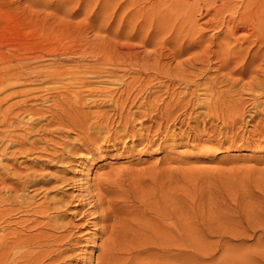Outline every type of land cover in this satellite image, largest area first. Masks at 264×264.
Listing matches in <instances>:
<instances>
[{
  "label": "rangeland",
  "instance_id": "rangeland-1",
  "mask_svg": "<svg viewBox=\"0 0 264 264\" xmlns=\"http://www.w3.org/2000/svg\"><path fill=\"white\" fill-rule=\"evenodd\" d=\"M160 2L0 0V77L10 65L25 75L30 67L21 61H32L46 44L51 48L52 41L59 53L66 52L60 57L62 65L71 63L67 61L70 57L80 58V64L91 62L89 45L95 47L99 42L107 58L133 59L136 54L138 59L146 58L145 64L140 61L134 67L106 66L114 75L125 74L128 81L132 75L137 79L133 93L126 89L119 97L122 109L86 102L81 115L67 116L64 107L59 108L65 106L64 96H59L58 106L52 99L62 89L52 88L49 82L28 81L20 75L0 86V99L6 97L0 103V121L8 120L0 123V264H264V96L256 99L259 115L248 121V111L254 108L242 84L251 80V74L240 79L228 71V65L236 64L230 60L224 66L221 53L220 58L210 60L198 56L204 51L202 45H213L223 37L217 39L220 29L207 26L209 18L213 19L212 10L202 8L192 15L197 18L193 24L197 32L188 29L190 34L184 38L199 43L198 47L194 43L191 50L180 49L182 55H173L169 28L178 27L174 11L184 7L175 9L170 0L163 6ZM168 5L173 6L169 16L157 20L158 10L163 12ZM159 22L169 24L162 28ZM237 32L240 36L229 37L231 46L240 45L247 33ZM215 47L212 51L219 52ZM69 48L78 53L70 55ZM137 58L130 60L132 65ZM154 58H160L161 68L153 64ZM191 58L194 66H187L191 82L202 84L211 79L214 91H229L232 85L222 81L221 74L240 79L229 95L232 100L248 101L243 122L231 123L230 110L223 107L225 112L219 117L227 121L207 119L199 112L201 108L194 103L204 94L192 83L182 84L177 74L182 68L177 61ZM49 59L39 58L35 64ZM110 87L117 92L122 88L118 84ZM233 89L240 96H234ZM28 109L37 113L30 117ZM103 110L108 118L92 117L94 111ZM82 112L90 115L88 121H81ZM154 231L158 232L156 239Z\"/></svg>",
  "mask_w": 264,
  "mask_h": 264
},
{
  "label": "bare ground",
  "instance_id": "bare-ground-1",
  "mask_svg": "<svg viewBox=\"0 0 264 264\" xmlns=\"http://www.w3.org/2000/svg\"><path fill=\"white\" fill-rule=\"evenodd\" d=\"M158 1V0H157ZM169 1V0H168ZM170 1H173L174 3V8L175 6H181V7H184L183 10L181 11H174V20L177 24L178 27H174L173 25H170V26H173L174 27V31L172 29L169 28V31H171V33H173V40L171 41L173 44H171V46L173 45V55H178L180 49H182V51H184L183 49L186 48H190L195 42H192L194 40H187V38L185 39L184 37H186L187 35L189 36V30H194V25H195V19L194 17H192L193 13L194 15H196L197 11L200 12V9H204V11H210L212 10L213 11V16H211L213 19L209 18V28L215 26L217 27L218 29H220V32L217 34L216 38L218 39L220 35H222L223 37L218 39V42L215 43V42H212L213 45H209L207 44V46H201L202 48H204V51L203 49H201L200 52L201 54L198 55V56H201L202 58H204L205 60H210V58L213 56L215 58H220V53L222 54L223 58H224V63L223 65L225 66L226 63H229L230 60L231 62H235V66L230 68L229 65H228V71L232 72V73H235L236 75L240 76L239 78L242 79L247 73L251 74L250 76H247L248 79L250 77V81L246 82V83H243L242 84V87L245 88L246 90H248V93L249 95L251 94L252 97H249V106L250 108H254V110L251 111L249 110L248 112V116L249 119H247L248 121H254L252 120L254 117L257 116V114L259 113L257 110V107L259 105V103L257 104L256 103V99L258 98V96H264V0H170ZM118 2V1H117ZM135 2V1H134ZM166 2L167 0H161L160 2V5L163 6V5H166ZM159 3V2H158ZM168 3V2H167ZM120 5V4H119ZM158 5V4H157ZM165 7V6H164ZM167 7V8H166ZM166 10H164L162 12L161 9L158 10L159 12V16L157 18L160 19L161 16H166V14H168L169 16V13L168 12H171L172 9L170 7L173 8V6L171 5H168L166 6ZM176 9V8H175ZM114 10V9H113ZM196 13V14H195ZM114 14V13H113ZM199 14V13H198ZM194 18V19H193ZM211 19V20H210ZM150 21L153 20V18H150L149 19ZM171 20H169L170 22ZM145 23V22H144ZM161 24V27L164 28V26L167 25L168 22H165V25L164 23L162 24L161 22H159ZM172 23V22H171ZM146 25H151L152 22L150 23H145ZM169 24V23H168ZM174 24V23H173ZM194 24V25H193ZM197 24V23H196ZM205 24V23H204ZM146 25H142L143 27L146 26ZM164 25V26H163ZM175 25V26H176ZM206 25V24H205ZM211 25V27H210ZM140 28V27H139ZM142 28V27H141ZM158 28V27H157ZM184 29L181 30V29ZM214 28V27H213ZM189 29V30H188ZM197 29V28H196ZM215 29V28H214ZM139 30V29H138ZM137 30V31H138ZM198 30V29H197ZM200 30V29H199ZM203 30V29H202ZM202 30H200L201 32H203ZM241 30H245L246 34L244 36H242L243 38L241 39L242 42L240 45H235V46H231L230 45V42H229V37L230 36H240L238 35L239 33L237 31H241ZM181 31L184 33V35H180L181 34ZM196 31V30H195ZM36 32V31H35ZM192 32V31H191ZM197 32V31H196ZM238 34H237V33ZM46 33V32H45ZM236 33V34H235ZM44 34V33H43ZM137 34V33H136ZM193 34V33H192ZM197 34V33H196ZM195 34V35H196ZM204 34V33H203ZM235 34V35H234ZM244 34V33H243ZM119 35V34H118ZM171 35V36H172ZM202 35V34H201ZM192 36V35H190ZM198 36V35H197ZM196 37V36H195ZM194 37V38H195ZM202 37V36H201ZM212 37V36H211ZM210 37V38H211ZM221 37V36H220ZM190 38H193V37H190ZM199 36H198V39L195 38V40H199ZM129 39V38H127ZM212 39V38H211ZM209 39V40H211ZM55 40V39H54ZM148 40V39H147ZM208 40V39H207ZM240 40V38H239ZM50 41V40H49ZM59 41V40H57ZM145 41V40H144ZM187 41L188 42V45L186 44V46L184 47V43H187L185 42ZM200 41V40H199ZM197 41V43L199 42ZM214 41V40H213ZM146 42V41H145ZM179 42V43H178ZM207 42V41H206ZM205 42V44H206ZM235 42V41H234ZM240 42V41H239ZM59 43V42H58ZM85 43V42H84ZM107 43V42H106ZM178 43V46L177 48L175 47V44ZM209 43V42H208ZM211 43V42H210ZM236 43V42H235ZM234 43V44H235ZM49 44V43H48ZM105 44V43H104ZM145 44V43H143ZM199 44V43H198ZM197 44V45H198ZM237 44V43H236ZM246 44V45H244ZM47 45V44H46ZM45 45V46H46ZM51 45L52 47H43L41 50V52H38L37 54H34L33 57H31L32 61H21V64L22 66H28L30 68H28L29 71L26 72L25 75H23V73L18 70V68L15 70V67H13L12 65H10V68H7L5 71L6 73H4L5 75H3L2 77H0V86L6 84L7 80L9 81L10 80H13L15 78H18L19 79V76L20 75H23L25 76V78H28V81L29 79H32V78H35L36 79H40L42 80L43 82H49L52 84V88H58L57 90H60L61 91H58L56 95H54L52 97V99L55 101V104L56 102H58V104H60V98L59 96H64L65 100H63L64 102V105L65 106H61L60 104V107L61 108L60 110H62V107L63 110L65 111V113H67V116L68 114L71 116L72 114L74 115H78L77 112H79V114L81 115V110H82V107L85 105L86 106V102H88V104H91L92 105H97L98 102H100L101 104H104L106 106H110V105H115L117 106L118 105V101H119V97L122 96L124 94V91L126 90L127 93L131 92L133 93L132 89L134 88L133 87V83H134V80H137L134 78V76L132 75L131 79L128 81L127 78H126V75L125 74H120V75H114L112 71L108 70V68H106V66H109V65H112L113 67L114 66H117V65H129V66H136L138 63H140V61L145 64L146 63V58L145 59H138L137 58V55L134 56V58H137V61L135 59V63L132 65V61H130L132 58L130 57V54L128 55L129 58L131 59H124L122 58L123 60H119V58H116V57H112L111 58H107L108 57V54H107V50L104 48L103 46V42H99L97 44H95V47L94 45H89L88 43H86V45H89L90 46V49H91V62L89 63H84V64H80V58L77 60L75 58H69L67 59V61L71 62L69 64H65V65H62L61 64V61L63 60V58H60L61 55H64L63 53H66L65 51H62V52H58V48L57 47V44H55V41H52L51 42ZM128 45V44H127ZM196 45V43L194 44ZM196 45V46H197ZM214 45H217L219 47V52L218 51H212L215 47ZM244 45V46H243ZM15 46V45H14ZM27 46V45H25ZM24 46V47H25ZM216 46V47H217ZM2 47V45H1ZM88 47V46H87ZM193 47V46H192ZM198 47V46H197ZM215 47V49H216ZM218 47L216 50H218ZM3 48V47H2ZM71 48V47H70ZM68 49L66 50L67 53H70V55L72 54H77L78 51H75V50H72V49ZM213 48V49H212ZM1 49V48H0ZM6 49V48H5ZM31 49V47H30ZM86 49V48H85ZM92 49H95V52L94 50ZM194 49V48H192ZM11 50V49H9ZM14 50V49H13ZM45 50V51H44ZM191 50V48H190ZM197 50V49H196ZM16 51V50H15ZM30 50H28L29 52ZM60 51V50H59ZM109 51V50H108ZM181 51V52H182ZM181 52L179 54H181ZM34 53V52H33ZM81 53V52H80ZM89 53V52H88ZM110 53V52H109ZM130 53V52H129ZM132 53V52H131ZM135 53V51L133 52ZM138 53V52H137ZM171 53V52H170ZM187 53H189L187 51ZM216 53V54H214ZM218 53V54H217ZM1 54V52H0ZM7 54V53H5ZM14 54V53H13ZM19 54V53H18ZM23 54V53H22ZM82 54V53H81ZM161 54V53H160ZM184 54V53H183ZM212 54V55H211ZM21 55V54H20ZM33 55V54H32ZM163 55V54H162ZM182 55V54H181ZM2 56V55H1ZM6 56V55H5ZM147 56V55H146ZM160 56V55H159ZM172 56V54H171ZM180 56V55H179ZM12 57H16L15 56H12ZM25 57H30V56H25ZM25 57H22V58H25ZM173 57V56H172ZM201 57H197L196 58H199L201 59ZM2 58V57H1ZM11 58V57H10ZM9 58V59H10ZM21 58V59H22ZM39 58H51L49 59L50 61L44 63V64H41V65H37L35 63H38V59ZM83 58V57H82ZM81 58V60H82ZM133 58V59H134ZM175 58V57H173ZM178 58V57H177ZM195 58V56L193 57V59ZM250 58V59H249ZM132 59V60H133ZM155 60H153V64L155 62L156 63V67L157 68H161V66H159V59L160 58H154ZM192 58L191 59H186L185 61H182V63H176L177 66H179L181 68V65H182V68L179 72H177L178 76L180 77L179 80L180 82H182V84H186V86H188L190 83H192L194 86H195V89L196 90H200L199 92H201V94H204V98H201V99H198L196 97V100L198 102L194 103L198 108H201L199 110V112H201L202 114H204L207 118V116L209 117H216L217 118H220L219 117V114H221L223 112V110L226 108L227 110H230V112H228V118L230 119L231 123L235 124L237 122L241 123L243 122L244 119H242L243 115H244V105H246V102L248 101H244L243 99H239L236 101V100H232L231 98V95H229V92H231V88H233V86L236 85L237 87V83L240 82L237 78V76L235 78L237 79H232L230 80L232 77H229L228 75H225V76H222L224 74H221V77L219 78H223L220 79L222 81H226V82H229L232 86L230 88L229 91H223V90H219V91H214V86H215V83L210 80L208 81H205L204 83L202 84H199L197 82H191L189 79H188V73H187V66H190V64L193 65V63L190 61V60H193ZM196 60V59H195ZM194 60V61H195ZM213 60V59H211ZM9 61V60H8ZM7 61V62H8ZM193 61V62H194ZM29 62V63H27ZM40 62V61H39ZM161 62V61H160ZM176 62V60H175ZM201 63V61H198ZM202 62H204L202 60ZM222 62V61H221ZM221 62L219 64H221ZM18 63V62H17ZM66 63V62H65ZM137 63V64H136ZM197 63V61H196ZM212 63V62H211ZM175 64V63H174ZM206 64V63H205ZM208 64V63H207ZM231 64V63H230ZM234 64V63H233ZM199 66V63L196 64ZM211 65V64H210ZM227 65V64H226ZM256 65V66H254ZM32 66V67H31ZM138 66V65H137ZM144 66V65H143ZM208 66V65H207ZM252 66H254L252 68ZM13 67V68H12ZM18 67V66H17ZM21 67V66H20ZM142 67V66H141ZM139 68L137 70H140L142 68ZM201 67V65H200ZM219 67V66H218ZM221 67V66H220ZM111 68V67H110ZM119 68V67H118ZM117 68V69H118ZM138 68V67H137ZM145 68V67H144ZM151 68V67H150ZM156 68V69H157ZM163 68V67H162ZM223 69V67H221ZM155 69V67L153 68ZM220 69V68H219ZM18 70V71H17ZM27 70V69H26ZM129 70V69H128ZM146 71V74H147V70L146 68L144 69ZM177 70V69H176ZM179 70V69H178ZM177 70V71H178ZM192 70H193V67H192ZM225 70V69H223ZM114 71V70H113ZM141 71V70H140ZM143 71V70H142ZM167 71V70H166ZM190 71V70H189ZM218 71V70H217ZM226 71V70H225ZM129 72V71H128ZM25 73V72H24ZM133 73V72H132ZM141 73V72H140ZM161 73H164V74H167V72H164V71H161ZM171 73V71H170ZM200 73H201V70H200ZM204 73V72H202ZM227 73V72H225ZM143 74V73H142ZM159 74V73H158ZM169 74V73H168ZM167 74V75H168ZM139 75V74H138ZM144 75V74H143ZM22 76V77H23ZM130 76V75H129ZM128 76V77H129ZM145 76V75H144ZM170 76V75H169ZM177 76V77H178ZM220 76V75H219ZM111 77H114V79H111ZM139 77V76H138ZM151 77V76H150ZM166 77V76H165ZM12 78V79H11ZM137 78V77H136ZM145 78V77H144ZM176 78V76H175ZM174 78V79H175ZM191 78V76H190ZM194 78V76L192 77V79ZM215 78V77H214ZM218 78V77H217ZM215 78V79H217ZM141 78H139L138 80H140ZM154 79V78H153ZM173 79V80H174ZM177 79V78H176ZM206 79V78H205ZM203 79V80H205ZM214 79V80H215ZM143 80V79H142ZM145 80V79H144ZM157 80V78H156ZM172 80V81H173ZM220 80H216L217 82H220ZM244 80V79H243ZM242 80V81H243ZM169 81V80H167ZM221 81V82H222ZM164 82V80H163ZM178 82V83H180ZM216 82V83H217ZM220 82V83H221ZM138 83V82H137ZM140 83V82H139ZM177 83V82H176ZM91 84H96L98 85L97 88H90V85ZM118 84L121 88V90L119 92H117L119 89H117V91H115L114 87H110L111 85H116ZM148 84V83H146ZM169 84V82H168ZM10 85H12L10 83ZM108 85V86H107ZM141 85V84H140ZM161 85V84H160ZM171 85V84H170ZM178 85V84H177ZM181 85V84H180ZM227 84H225L226 86ZM229 85V84H228ZM139 86V85H138ZM162 86V85H161ZM166 86V85H165ZM223 86V84H222ZM6 87V86H5ZM10 87V86H9ZM119 87V88H120ZM192 87V86H191ZM216 87V86H215ZM219 87V86H217ZM221 87V86H220ZM239 87V86H238ZM115 88H118V86H116ZM226 88H228V86H226ZM242 88V89H243ZM44 89H49V88H45ZM135 89V88H134ZM133 89V90H134ZM140 91V88L138 89ZM136 90V91H138ZM145 90V89H144ZM151 90V89H150ZM218 90V88H217ZM234 90V89H233ZM238 90V89H237ZM125 91V92H126ZM135 91V92H136ZM138 91V92H139ZM235 91V95L234 96H237L239 95L240 93V88H239V92L234 90ZM54 92V91H53ZM134 92V93H135ZM137 92V93H138ZM242 92V91H241ZM245 92V91H244ZM243 92V93H244ZM247 92V91H246ZM257 92V95L255 96V94L253 95V93ZM50 93V92H49ZM55 93V92H54ZM145 93V92H143ZM148 93V92H147ZM8 94V93H7ZM130 94V93H129ZM128 94V95H129ZM140 94V93H139ZM180 94V93H179ZM188 94V93H187ZM246 94V93H245ZM136 95V94H135ZM143 95V94H142ZM141 95V97H142ZM181 95H183L181 93ZM242 95V94H241ZM248 95V94H247ZM94 96V97H93ZM138 96V95H137ZM136 96V98H137ZM180 96V95H179ZM189 96V95H188ZM191 96V94H190ZM240 96V95H239ZM238 96V97H239ZM140 97V98H141ZM6 97H2L0 99V103L5 100ZM46 98V97H45ZM134 98V97H133ZM139 98V97H138ZM178 98V97H177ZM193 98V99H194ZM241 98V97H240ZM48 99V98H47ZM122 99V98H121ZM156 99V98H155ZM189 99V98H188ZM191 99V98H190ZM203 99V100H202ZM236 99V98H235ZM49 100V99H48ZM135 100V99H134ZM176 100V99H175ZM195 100V99H194ZM247 100V99H246ZM127 101V100H125ZM140 101V100H139ZM147 101V100H146ZM159 101V100H158ZM178 101V100H176ZM133 102V101H132ZM164 102V101H163ZM51 103V102H50ZM173 103V102H172ZM190 103V102H189ZM262 104V102H260ZM137 104V103H136ZM156 104V103H155ZM165 104V102H164ZM176 104V103H175ZM179 104V102H178ZM177 104V105H178ZM257 104V105H256ZM260 104V105H261ZM99 105V104H98ZM120 105V104H119ZM118 105V107H120ZM125 105V104H124ZM139 105V104H138ZM146 105V104H145ZM167 105V104H166ZM56 106H58L56 104ZM115 106L112 108L114 109ZM132 106V105H131ZM175 106V105H174ZM188 106H191L188 104ZM187 106V107H188ZM194 106V105H192ZM195 106V107H196ZM95 107V106H94ZM166 108V106H164ZM222 107L224 109H222ZM123 108V105L121 106V109ZM191 108V107H190ZM193 108V107H192ZM246 108V107H245ZM58 109V108H57ZM116 109V108H115ZM114 109V110H115ZM120 109V108H119ZM120 109V110H121ZM143 109V108H142ZM145 109V108H144ZM156 109V108H155ZM170 109V107H169ZM29 110V109H28ZM34 110V109H33ZM149 110V109H148ZM160 110V109H159ZM166 110H168V106L166 108ZM197 111V109H195ZM169 111V110H168ZM37 113L32 110H29V115H31L32 113ZM140 112V111H139ZM166 112V111H165ZM163 112V113H165ZM191 111H189L190 113ZM198 112V113H199ZM225 112V110H224ZM227 112V111H226ZM63 113V112H62ZM92 113V112H91ZM119 113V112H118ZM171 112H169L170 114ZM197 113V112H196ZM197 113V114H198ZM64 114V113H63ZM82 114H85L82 112ZM93 116L94 115L96 116V120H97V117L99 118L100 117H103V115L105 116L106 115V118H108V115L104 114V110L103 111H94L93 113ZM112 114V113H111ZM160 114V113H159ZM166 114V113H165ZM196 114V115H197ZM201 114V115H202ZM224 114V113H223ZM227 114V113H225ZM224 114V115H225ZM262 114H264V112H262ZM34 114H32L30 117H32ZM79 115V116H80ZM150 115V114H149ZM168 115V113L166 114ZM165 115V116H166ZM193 115V114H192ZM200 115V114H199ZM200 115V116H201ZM247 115V114H246ZM259 115V114H258ZM83 116V117H82ZM80 116L79 118L81 119V121L84 119L86 121L89 120V117L90 115L85 114ZM164 116V117H165ZM190 116V114L188 115ZM203 116V115H202ZM223 116V115H222ZM66 117V116H65ZM78 117V116H77ZM116 117V116H115ZM168 117V116H167ZM199 117V116H198ZM225 117V116H224ZM224 117H221V119H223ZM227 117V115H226ZM5 118V117H4ZM75 118V117H74ZM104 118V117H103ZM105 118V119H106ZM131 118V117H130ZM169 118V117H168ZM201 119V117H199ZM203 118V117H202ZM227 118V119H228ZM7 120V118H5ZM5 119L1 120L0 123H4ZM15 119V118H14ZM58 119V118H57ZM127 119V118H126ZM145 119V117H144ZM172 118H170V121H171ZM209 119V118H207ZM215 119V118H214ZM10 120V119H9ZM71 120V119H70ZM73 120V119H72ZM177 120V119H176ZM206 120V119H205ZM223 120H226L225 118ZM8 121V120H7ZM76 121V120H75ZM149 121V120H148ZM169 121V122H170ZM202 121V119H201ZM204 121V119H203ZM208 121V120H207ZM227 121V120H226ZM10 122V121H9ZM100 122V121H99ZM200 122V121H199ZM229 122V120H228ZM7 123V122H6ZM71 123V122H70ZM73 123V122H72ZM82 123V122H80ZM108 123V122H107ZM118 123V122H117ZM156 123V122H155ZM202 123V122H201ZM209 123V122H208ZM222 123H225L222 122ZM230 123V125H231ZM75 124V123H74ZM89 124V123H88ZM94 124L98 125L97 122H94ZM104 124V123H103ZM204 124V122H203ZM238 124V123H237ZM106 125V123L104 124ZM130 125V124H129ZM224 125V124H223ZM226 125L227 122H226ZM22 126V125H21ZM92 126V125H91ZM99 127L101 126L100 124L98 125ZM18 127V126H17ZM80 127V126H79ZM191 127V126H190ZM230 126H228L229 128ZM233 127V126H232ZM130 128V127H129ZM212 128V127H211ZM104 129V127H103ZM239 129V128H238ZM41 130V129H40ZM99 130V129H98ZM124 130V129H123ZM131 130V129H130ZM40 132V131H39ZM42 132V131H41ZM118 133V132H117ZM203 133V132H202ZM221 133V132H220ZM132 134V133H131ZM117 136V135H116ZM132 136V135H131ZM97 138V137H96ZM117 138V137H116ZM233 139V138H232ZM255 140V139H254ZM31 141V140H30ZM117 173V172H116ZM118 174V173H117ZM108 183V182H107ZM117 184V183H116ZM168 185V184H167ZM122 186V185H121ZM20 190V189H19ZM109 191V189H108ZM170 192V191H169ZM130 193V192H129ZM150 193V192H149ZM10 194V193H9ZM122 194V193H121ZM19 195V194H18ZM110 195V194H109ZM120 195V194H119ZM124 195V194H122ZM116 196V195H115ZM125 197V196H124ZM114 198V197H113ZM23 199V198H22ZM103 199V198H102ZM112 199V197H111ZM116 199H114L115 201ZM122 200L124 201V198L122 197ZM121 200V201H122ZM113 201V200H112ZM118 201V200H116ZM107 202V201H106ZM126 202V201H125ZM122 204V203H121ZM129 205V204H128ZM132 206V205H131ZM132 208V207H131ZM172 209V208H171ZM130 211V210H129ZM131 213V212H130ZM166 213V212H165ZM118 217V216H117ZM125 217V216H123ZM166 217V216H165ZM125 219V218H124ZM116 221V220H115ZM173 223V222H172ZM170 224V223H169ZM135 225V224H134ZM145 225V224H143ZM167 225V224H166ZM141 226V225H140ZM147 227V226H146ZM170 227V226H169ZM147 229V228H146ZM172 230V228H171ZM137 231V230H136ZM139 231V230H138ZM155 232V239L157 237V234H156V231ZM114 233V232H113ZM140 233V232H139ZM138 233V234H139ZM137 234V233H136ZM160 234V232H159ZM165 234V233H164ZM162 233V235H164ZM159 236V235H158ZM159 238V237H158ZM153 239V240H155ZM171 238H169L168 240H170ZM136 241V240H135ZM156 241V240H155ZM166 241V240H165ZM157 242V241H156ZM160 242V241H159ZM168 242H171V241H168ZM157 244V243H156ZM25 245V244H24ZM1 247V246H0ZM142 247V246H141ZM168 250L170 249V246L166 247ZM111 250V249H110ZM113 251V249H112ZM117 251V250H115ZM114 252V251H113ZM116 253V252H114ZM113 253V254H114ZM165 253L167 254V256L169 257L170 255V252L168 251H165ZM119 254V253H117ZM155 254V253H154ZM112 256V255H111ZM116 256V255H115ZM114 257V256H113ZM117 257V260H118V257L119 256H116ZM167 257V258H168ZM171 257V256H170ZM120 258V257H119ZM115 259V258H114ZM113 260V259H112ZM169 260V259H168ZM83 261V260H82ZM121 262V261H120ZM141 262V261H140ZM83 264V263H82ZM158 264V263H157ZM164 264H171L169 261H166V263Z\"/></svg>",
  "mask_w": 264,
  "mask_h": 264
}]
</instances>
